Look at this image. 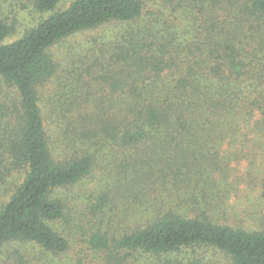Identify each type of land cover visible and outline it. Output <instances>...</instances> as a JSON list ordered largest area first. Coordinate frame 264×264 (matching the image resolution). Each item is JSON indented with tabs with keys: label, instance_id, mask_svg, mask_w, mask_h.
<instances>
[{
	"label": "trees",
	"instance_id": "obj_1",
	"mask_svg": "<svg viewBox=\"0 0 264 264\" xmlns=\"http://www.w3.org/2000/svg\"><path fill=\"white\" fill-rule=\"evenodd\" d=\"M61 1L33 0L46 16L14 41L0 20V264H264V222L193 215L205 199L188 194L224 172L222 144L264 133V0ZM88 31L97 55L66 71L58 54ZM62 79L82 89L69 109L45 97ZM104 158L115 191L82 188ZM144 185L161 190L153 205L137 202Z\"/></svg>",
	"mask_w": 264,
	"mask_h": 264
},
{
	"label": "rangeland",
	"instance_id": "obj_2",
	"mask_svg": "<svg viewBox=\"0 0 264 264\" xmlns=\"http://www.w3.org/2000/svg\"><path fill=\"white\" fill-rule=\"evenodd\" d=\"M73 0H62L58 5V9L62 10L67 8ZM148 7H155L156 9H163L165 12H170L173 7L178 3L179 0H142ZM194 3L196 0H190ZM205 1V0H203ZM209 1V0H208ZM246 0H238L242 4ZM209 5V3H206ZM206 7L203 11L208 12ZM190 13L197 15L198 11L193 6L189 8ZM188 11V13H189ZM216 11V9H215ZM224 8L220 7L217 10L218 14L223 13ZM44 16L34 9L33 0H0V20L9 24L14 28L8 41H14L18 39L25 30L33 27L40 21ZM248 27V26H247ZM261 38L264 37V27L259 29ZM99 32V31H98ZM101 36H106L104 29L99 32ZM96 31H88L73 37L68 42L65 43V48L63 52H60L58 56L61 58V62L64 64V68L67 71L70 60L83 59L87 61V64H91L95 54L93 46H91L92 38L95 37ZM255 47L258 54L264 53V40L260 39L258 35L255 36ZM251 44L253 42L249 40ZM262 44V45H261ZM71 45H75L78 49L73 50L68 53ZM258 46V47H257ZM83 66L82 63H78V67ZM78 76L76 72V79ZM72 79L71 76L68 77ZM52 83L48 84V89L45 93L46 100L48 103L53 101L58 102V95L61 93L63 98L59 104L63 106L64 109H69L73 103L74 95L79 89L80 85L77 84L75 80L64 82L62 81L58 84L57 95L51 97L50 94L55 88L51 87ZM69 85V86H68ZM8 93L5 90L0 91V98L6 97ZM101 96V95H100ZM55 98V99H54ZM47 101H45L46 104ZM245 134H253L254 137L250 136L249 140L244 142L242 139L231 144V142H226L222 144L218 151V160L223 161L227 165L223 173L215 172V181L211 182L204 176V180L199 182V186L191 189L188 194L189 196L203 197L205 200L200 199V205L196 208H191L192 214H205L206 216L212 217L220 222L227 223L239 229H259L264 222V133H253V130H243ZM112 169V162L110 158L100 159L98 165L93 171V175L86 179L81 187L84 189L94 190L95 193H100L101 191H115L114 179L110 174ZM206 181V183H203ZM151 185H144L140 187V194L142 198L137 201L139 204L146 202V205H153L155 203L156 197H160L161 190L150 187ZM152 189V190H151ZM77 191V189L75 188ZM134 191V190H133ZM131 190V193L133 192ZM83 193L76 194L77 203L81 205L82 201L91 204V198L85 197ZM158 195V196H157ZM89 198V199H88ZM126 199H120L116 209L115 215L120 210L124 211V204ZM159 202V201H157ZM138 203L134 205L131 210L138 209ZM112 207V206H111ZM119 209V210H118ZM109 214V212H108ZM112 213V217L115 216ZM71 224L72 227L74 223ZM75 229V228H73ZM81 236V234H79ZM83 242L79 237L76 242L73 241L72 248L69 251L72 257H76L75 253L78 251L79 247H83ZM189 253V252H188ZM205 256H208L210 260L218 261L219 259L223 262L221 257H213L211 252H208ZM201 264H210L204 259Z\"/></svg>",
	"mask_w": 264,
	"mask_h": 264
}]
</instances>
